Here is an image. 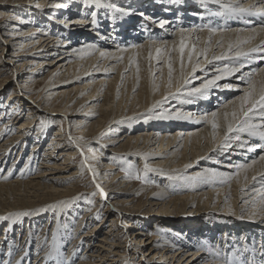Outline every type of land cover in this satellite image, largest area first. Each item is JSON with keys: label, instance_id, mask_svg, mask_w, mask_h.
<instances>
[{"label": "bare ground", "instance_id": "6f19581e", "mask_svg": "<svg viewBox=\"0 0 264 264\" xmlns=\"http://www.w3.org/2000/svg\"><path fill=\"white\" fill-rule=\"evenodd\" d=\"M109 2L117 8L125 9L130 14L121 17L120 13L107 7ZM229 5L231 7H227ZM88 6L91 7L88 9ZM241 7L249 11L243 13L233 11V8ZM104 9L107 11L101 13L100 10ZM81 11L83 13L96 12V23L92 24L85 17L82 19L84 24L70 27L71 30L62 32L61 35H53L54 30L48 33L39 31L38 41L23 42L28 47L36 43L37 52L45 51V54L42 53L41 56L46 54L53 56L52 59H47L48 62L44 65L55 66V71L64 67V70L69 73L73 72L76 77H90L93 69H102L108 75L106 79L96 78V85L82 94L87 95L86 102L98 103L101 97H104V103L97 110V112L100 110L102 114L104 113V116H101L102 118L95 124L98 128L87 125L88 122L84 123L83 119H79L76 126H71L70 116L74 114H64V118L69 123V127L66 126L67 124L65 126L70 133L72 143L77 148L68 151L69 153L67 151V153H61L63 151L60 153L67 154L70 158L77 149H81L82 138L88 136L95 138L98 134L109 133L107 129L110 130L114 124L117 125L111 131H119L117 128H120V124L126 121L128 131L116 141L114 138L109 140V143L122 142L120 146L123 147L121 148L123 152L131 157L139 156L144 161L143 168L147 164L145 170L149 172L150 178L155 180V186L159 187V192H157L159 198L157 194L150 193L149 205L157 206L153 210H157L156 213L158 212L160 217L168 211H189L186 213L188 215H185L189 222L182 223L184 227L169 237L157 232L159 226L146 240L145 237L150 233L146 232L148 229L131 233L134 234L133 239L137 241L138 248L142 246L144 249L142 251L144 264H163L168 259H174V264H183L180 261L190 250L188 247L195 248L199 244V237L206 240L199 249L190 254L189 264H264V158H262L264 157V140L258 136H250L247 132L235 131L228 134L227 141L224 139L227 124L232 123L235 128L244 119L240 113L239 98L249 90L248 79L251 78L256 83L254 93L256 99L259 98L260 89L264 86V15L259 14L264 11V0H219V3L214 0H110L106 2L103 0L99 7L93 1L86 2L81 5ZM141 13L147 16L142 18ZM148 15L152 22L156 21L153 26L152 22L147 20ZM113 16L116 19L113 20ZM90 19L92 20V16ZM160 21H166L164 27H160ZM65 22L75 23L76 19L65 20ZM107 28L109 31L106 35L104 33ZM181 29L184 30L183 33ZM35 33H37L36 28H33L25 35ZM64 34L67 36L62 37ZM25 35L21 34L10 40L1 39L0 51H4L8 43H17L18 38L25 37ZM77 35L87 39L73 44L77 41ZM181 36L184 37L186 44L183 75L178 51ZM111 41L112 44L108 48L106 45ZM193 45L197 54L203 49L208 50L207 60L203 55H193L192 62L189 63L188 52ZM229 45L232 46L231 49ZM157 48L162 49L159 60L156 58ZM173 48L177 50L173 51ZM254 48L257 51H252ZM101 52L107 55L101 57ZM236 52H244L247 55L237 58ZM150 53L151 60H149ZM169 55L173 66L171 86L168 84ZM220 55H225L226 58L213 60L214 56ZM120 57L123 59H119ZM209 60L212 61L211 64L208 63ZM137 64L139 74L136 70ZM193 65H198L194 77ZM226 67L239 70L218 80L216 86L210 88L205 96L188 95L191 89L222 75ZM34 69L30 71L31 76H35L36 70ZM112 73H115V76L109 78ZM185 78L189 80L188 84H184ZM229 84L232 85L231 88L225 87ZM178 88L179 91H177ZM102 93L104 96H101ZM67 103L62 105V108H66V112L70 109L69 103L73 102L68 101ZM245 107L247 108L248 105ZM159 109L166 112L164 116L167 117H174L180 113L191 118L158 119L160 115L156 113V110ZM169 110L173 112L169 113ZM92 111L94 114L97 113L95 107H92ZM213 112L217 113L216 120L219 124L215 130L210 122L213 119L211 115ZM233 112L237 113L236 119H233L231 115ZM224 113H228L227 119ZM261 113L262 110L259 108L250 113L249 123L262 126L258 130L264 131V115ZM19 115L20 113L12 114L3 126L9 125L8 122L13 118L15 121L19 119ZM205 117H207V122L204 120ZM29 123L28 120L23 122L21 124L23 129L30 125ZM76 129L79 136L75 137L73 133ZM214 132L215 138L213 137ZM53 136L55 145H57L58 141H62L63 137L68 134L64 133L63 128H59ZM237 136L239 139L236 138ZM5 142L0 143V160L6 163L10 153L12 155V150L9 144H4ZM10 142L12 143V140ZM16 142L20 143L22 140H16ZM39 144H41L40 139L33 145L34 150L31 153L34 156L33 159L36 158V152L40 148ZM257 144L262 147H256ZM83 145L87 146L88 143L84 142ZM87 156L92 164L91 167L87 163L91 168V173L97 174L96 183H99L106 193V198H104L97 190L99 204L105 206L109 193L117 197L125 191L135 194V188L127 187L129 185L127 180L124 181L119 173H111L109 171L111 167L107 163L103 165L104 168L98 165L96 154L94 157L86 151V158ZM44 160L45 158L42 159V164L49 166V163H45ZM30 161L33 164L31 156L14 177L15 179L11 178L15 175L12 161L8 163L6 173L0 175V216L30 209H20V202L32 203L43 199L42 197L46 196L45 192L50 193L49 196H54V198L62 197L71 189L65 188L66 185L62 186V183L65 180H75V176L79 175L78 171L68 175L60 173L56 177L58 179L53 178L55 180L49 182L43 180L47 178L48 172L43 174L39 172L32 175L31 179H24L26 176H20L22 172L28 173ZM185 165H191V167L185 168ZM241 165L244 167H240ZM1 167L0 164V169ZM57 167L54 164L51 169ZM155 171L159 175L155 174ZM197 174L207 177V180L188 182L169 179L170 176H195ZM165 184L167 188L164 187ZM93 192H96V187L91 189L90 193ZM117 197L113 199L114 202L112 200L109 202L111 209L117 210V215L112 217L113 223L110 224L113 228L122 225V222L119 224V214L135 212L142 205V203L134 204V197L128 200ZM213 205L222 208L221 212L208 209ZM103 207L95 213H100ZM86 213L89 215L88 218L92 216L91 212H85L84 217L87 216ZM206 215L209 218H204ZM20 218V222L16 220L15 223L12 220L0 221V264H17V261H20V264H28L32 255L39 258L35 259L33 264H48L50 259H55L50 264H111L109 261H112V264H136L133 260L135 256L131 255L135 250L130 247L122 248L119 240H113L114 238L121 239L122 231L126 234L130 232L129 222L123 225L126 230L119 231L116 228L115 232H118L115 236L111 233L113 229H106L107 232L97 239L99 241L95 246L98 247L90 248V253L86 250L85 253L79 251L82 256L80 262H76L78 254L76 251L80 250L82 245H87L89 249L88 242L93 239L96 232H100L97 228L88 230L89 235L84 232L83 238H79L74 243V247L77 248L70 245L66 256L51 257L54 245L59 251L65 247V234L59 236L58 230H53V228V232L49 233V228L45 226V230H42L44 232L37 230L39 231L37 235L34 228H27L34 235L32 242L28 238L25 247L20 248V246L19 250H12L15 244L14 225L19 227L23 224L24 217ZM58 223H60L59 219ZM37 228L39 227L35 229ZM85 239L87 242H84ZM33 240L37 244H34ZM169 245L173 248L169 249ZM110 257L113 258L110 260ZM155 257L159 259L156 260Z\"/></svg>", "mask_w": 264, "mask_h": 264}, {"label": "rangeland", "instance_id": "374dc122", "mask_svg": "<svg viewBox=\"0 0 264 264\" xmlns=\"http://www.w3.org/2000/svg\"><path fill=\"white\" fill-rule=\"evenodd\" d=\"M89 1L93 0H0V45L2 44L1 39L10 40V38H15L21 34H28L30 30H33V28H36L37 32L33 35L30 34L25 35V37H17L19 39L17 40V43L10 42L7 44V47L4 51H0V143L3 144V142L6 141L4 144H9V148L12 150V155L10 153V159L8 158L6 163L4 160H0V164L2 166L0 169V175H4L6 173V170L9 166L8 163L12 161L13 167L15 168V175H12L11 178H14L19 173V170L25 166V163L30 156L31 160H33V164H31L30 161L28 173H21L20 177L26 176L24 179H31L32 175H35L39 172L40 174L45 172H53L52 174L47 173L46 176L48 179H43L45 181L51 182L50 180H55L53 178L59 176L60 173L66 175L71 174L74 171H78L79 173V175L77 174L78 176L76 175L77 177L75 176V180H65V182L62 183L63 185L61 184L62 186L66 185L65 188H71L66 194H63L62 197L54 198V196H49L50 193L48 194V192H45L46 196L42 197L43 199L36 200L32 203H25L24 201L20 202V209L30 208L23 212H29L31 214L28 216H23L24 219L23 224L21 225L22 227L14 225L16 229L14 232L15 244L13 245L12 250H19L20 248L25 247L26 243H28V238L30 239V242H32L34 235L30 230H27V228H34V232H36L35 234L37 235L39 231L44 232L42 230H45V226L49 228V233L53 232V228V230H58L59 236H64L65 234V247L59 251L58 247L54 245L53 254L51 255V257H64L67 255V251L70 250L68 249L69 246L72 245L74 247L76 240L83 238L82 234L84 232L86 233L88 230L94 227L97 228V230L100 232H96L93 239H90L91 241L88 242V246L90 245L89 249H87V245H82L80 250L76 251L78 252L76 262H78L82 256V253L79 251H83V253L87 251L90 253V248H97L98 246H95V244L99 241L97 239L102 237V235L107 232L106 229H113L111 233H114L112 236H115V233L118 232H115L116 228L119 229V231L121 229L126 230L123 225L129 222L128 226L130 227V232L126 234L124 231H122V238H114L113 240H119V245H121L122 248L130 247L132 250H135V252L131 254L135 256V259H133L134 262H136V264H144V259L142 258V251L144 249H142V246L140 249L138 248L136 245L137 241L133 239L134 234L131 233L142 229H148L146 232L150 233L147 236L145 235L146 237L144 236L146 240L150 234H153L154 231H156V227L159 226L157 228V232H161L163 235L166 234L169 237L175 231H179V229L184 227L182 223L186 221L189 222V219L185 218V215H188L186 213L189 211H168L160 217L159 213H156L157 210H153L156 209L157 206L149 205V194L155 193L159 198V194L157 193L159 192V187L157 185L155 186V180L151 179L149 172L143 168L144 161L141 160L139 156L131 157L127 153L123 152L121 149L123 147L120 146L122 142H115L113 144L109 143V140L114 138L116 141L128 131L129 128L126 121L120 124V128H117L119 131H111L113 127L117 125L114 124L110 130L107 129L109 133L104 132L103 134H98L95 138H90V136L82 138L83 143L86 142L88 145L85 146L82 143L81 149H77L78 151L76 150L72 157L69 158L67 154H61L67 153L70 150H74L76 147L75 144L69 140L70 133H68L66 127H69V123H67V119L64 118V114H74L73 116L69 115L72 119V124L70 123L71 126H76L79 119H83L84 123L88 122L87 125L98 128L95 124L102 118L101 116H104V113L102 114L100 110L97 112V110L100 109L101 104L104 103V97H101L102 99L98 103L95 101H89V103L88 101L86 102V100H88L87 95L82 94L89 91L92 86L96 85L97 79L101 77L106 79V76L108 75H106L102 69H93V73L90 77H76L73 72L69 73L64 70V67L57 69L58 71H55V66L52 67L51 65H44L45 62H48L47 59L50 60L53 58V56L47 54L41 56L42 53L45 54V51L42 53L37 52L35 50L36 43H33V45L30 47L26 46V43H29L30 41H38L39 33H42V31H46L48 33V31L52 32L54 30V32H52L53 35H61L62 32L71 30L70 27H76L79 26V24H84L82 23V19L85 17L86 20L91 22V13H83L81 11V5ZM104 1L106 2L110 0ZM37 4L39 7L36 6ZM63 4H67L68 7H56V5ZM90 7L91 6H88L87 8L89 9ZM106 11V9L100 10L101 13H105ZM145 15L146 14H143L142 18ZM73 19H76L75 23L65 22V20L71 21ZM147 20L150 23L152 22L150 15H148ZM154 22L156 23V21ZM154 22L151 23L152 26ZM155 25L158 26L157 24ZM155 25L154 27L156 28ZM108 31L109 30L107 28L104 34L108 33ZM63 36L67 35L64 34L62 37ZM86 39L87 38H82L80 35H77V41H75L73 44L79 41H85ZM111 44L112 41L106 46L109 48ZM32 59L33 61H31ZM100 63H98V65H100ZM32 69L36 70L35 76H31L30 71ZM114 76L115 73H112L109 78ZM101 96H104V93H102ZM68 101L73 103H69L70 109L66 112V108H62V105L68 104ZM92 107H95L97 112L96 114L93 113L94 111H92ZM168 112L172 113L173 110H169ZM15 113H20V118L16 121L15 118H13L12 121L8 122L9 125L3 126V123L10 119L12 114ZM156 113H159V115L166 114V112H163L161 109L156 110ZM26 120L30 122V125H27V127L23 129L21 124ZM65 124L67 125L65 126ZM59 128H63L64 133L68 134V136H64L65 138L63 137V140L58 141L59 144L56 143L57 145H55L53 135ZM73 136H79L77 129L74 131ZM38 139L41 140V144H39L40 146L38 145L40 148L38 149V152H36V158L33 159L34 156L31 153L34 149L32 148L33 145L38 142ZM11 140L12 143L10 142ZM16 140H22V142H20L21 144L16 142ZM46 149L49 151H46ZM81 150H83V156L81 155ZM86 151L94 155V157L95 154L97 155L98 165L100 167L104 168L105 163H107L108 166L111 167L109 170L111 173H119L121 176H123L124 181L127 180L126 182L129 184L127 187L133 186L131 189L135 188V194L133 195V193H127L125 191V193H120L119 197H117V195L112 196L109 193L105 206L103 207L102 204H99V198H97V189L95 196L90 193L91 189L95 187V184L93 183V173H91L92 171L88 170L89 166L87 163H89V165L92 167V164L88 159L89 156H87V161L85 162ZM98 155H100V157ZM43 158H45V163H49V166L44 163L42 164ZM65 158H69L70 160H65ZM139 160L143 161V163ZM54 164H56L58 167L51 169ZM218 167L221 168V166ZM155 174L159 175L157 171H155ZM165 186L167 185L165 184L164 187ZM116 197L122 200H128L129 198L134 197L133 203H142V205L139 207V210L135 212L119 214V224L122 222V225H120V227L114 226L113 228V226H110V224L113 223L112 217L117 215V210L115 211L114 209H111V204H109V202H111V200L114 202L113 199ZM89 201H92V203H89ZM49 205H54L55 207H49ZM101 207L103 208L101 209L100 213L96 214L95 212H97ZM41 208L45 209V211H38ZM208 209L217 212H221L222 210V208L216 207V205L209 206ZM85 212H91L92 216L88 218L89 215L86 213L87 216L84 217ZM58 216L60 217L57 218ZM97 216H99V219H97ZM200 218L202 219L203 217L201 216ZM204 218H209V216L206 215ZM20 219L17 221L20 222ZM58 219L60 223H58ZM220 224L227 225L225 223ZM79 225L81 226L79 227ZM36 227L39 228L35 229ZM37 230L39 231L37 232ZM87 233L89 235L90 232ZM17 234L19 236H17ZM81 235L82 237H80ZM35 239L37 241V238ZM85 240L84 242H87V239ZM204 240L206 239L199 237V244L196 245L195 248L188 247L190 250L186 249L188 252L185 253V257L182 261H180V263L189 264L188 262L191 259L190 254L199 249L203 245ZM36 241L33 240V243L35 244ZM169 246V249L173 248L172 245ZM33 250L36 251L35 249ZM39 251L44 253V251L41 249H39ZM111 258L113 257H110L109 259L111 260ZM157 258L159 259V257H155L156 260H158ZM35 259L39 258H36L34 255H32V258L28 260V264H33ZM52 260L55 259H50L48 264L52 263ZM109 263L112 264V261H109ZM159 263H161V261ZM163 264H174V259H168L167 261H164Z\"/></svg>", "mask_w": 264, "mask_h": 264}, {"label": "snow or ice", "instance_id": "6c2138e0", "mask_svg": "<svg viewBox=\"0 0 264 264\" xmlns=\"http://www.w3.org/2000/svg\"><path fill=\"white\" fill-rule=\"evenodd\" d=\"M214 2L219 3V0H214ZM93 3L96 4L97 7H99L102 3L103 0H93ZM37 7H39V5H36ZM56 7H64L67 8L68 5L67 4H63V5H56ZM107 7L112 8L114 12H118L120 13L121 17L129 15L130 13L128 11H126L125 9L122 8H117L114 4L112 3H108ZM227 7H231L230 5ZM233 11H239V12H248L249 9H245V8H233ZM260 15H264V11H261L259 13ZM141 15H143V13H141ZM92 16V24L96 23V12H92L91 13ZM116 19L115 16H113V20ZM166 23V21H160V27H164V24ZM183 29H181V33H183ZM210 31H214V29H210ZM247 42V41H245ZM211 43V41L209 40V44ZM231 45H229V48L231 49ZM185 48H186V44H185V40L184 37L181 36L180 39V43H179V54H180V67H181V73L183 75V69H184V53H185ZM166 50V49H165ZM173 51H176L177 49L173 48ZM207 49H203L200 53H196V49L195 46L193 45L192 48L189 50L188 52V61L189 63L192 62V58L193 55H203L204 58L207 60ZM252 51H257V49H252ZM162 49L157 48L156 49V53H157V60H159L160 55H161ZM101 57H104L107 55V53L105 52H101L100 53ZM236 57L239 58L241 56H246L247 53L244 52H236L235 53ZM225 55H220V56H214L213 60H221V59H225ZM119 59H123L122 57H120ZM152 59L151 53L149 54V60ZM209 64L212 63L211 60L208 61ZM197 67L198 65H193L192 67V74L194 77L195 72L197 71ZM137 74H139V65L137 64ZM239 69H229V68H225L223 71L222 75H218L215 78L211 79V80H207L204 83H202L199 87L193 88L190 90V92L188 93V95H200V96H205L208 92V90L214 86H216L217 81L222 79L224 76H227L229 74H231V72L233 71H238ZM172 73H173V66H172V59L171 56L169 55L168 58V84L169 86H171L172 83ZM154 75V74H153ZM137 78H139L137 76ZM248 84H249V90L245 91L244 95L242 97H240V113L241 115L244 117V119L234 128L232 123H228L227 124V132L225 134V141H227L229 139L228 134L229 133H233L235 132H247L250 136H258L261 140H264V131H259L258 129L262 126L260 125H255V124H251L249 123L251 116L250 113H253V111L257 108H259L260 110H262V115H264V86L261 87L260 92H259V98L256 99L254 96V93L256 91V83L254 80H252L251 78L248 79ZM189 80L187 78L184 79V84H188ZM225 87L227 88H231L232 85H225ZM177 91H179V88L177 89ZM159 103V102H158ZM248 105V107L246 108L245 106ZM213 119L211 122L212 124V128L215 130L219 127V124L217 123L216 117H217V113L213 112L211 113ZM233 119L237 118V113L233 112L232 114ZM225 119H227L228 113H224ZM159 118H175V119H190V116H184L180 113H177L174 117H167L164 116L163 114H161L160 116L157 117ZM204 120L207 122V117L204 118ZM197 123H200L201 121H196ZM213 137L215 138V132L213 133ZM237 139H239V136L236 137ZM69 140H71V136L69 135ZM256 147H262V145L257 144ZM81 155L83 156V151L81 150ZM264 158V157H262ZM85 158V162H86ZM191 167V165H185V168ZM240 167H244V165H241ZM145 168L147 169V164L145 165ZM89 170L91 171V168L89 167ZM96 173L93 172V183L95 184L96 189L99 191L100 195L104 198H106V193L104 192L102 186L99 183H96ZM215 175V173H214ZM139 178V177H137ZM5 179H7V177H5ZM169 179H180V180H185L188 182H193V181H197V180H201V181H205L207 180V177L202 176L201 174H197L195 176H170ZM230 179V178H229ZM253 179H255V177H253ZM227 182V181H224ZM93 196L96 195V192L92 193ZM227 200V198H226ZM246 202V201H245ZM64 203V202H61ZM89 203H92V201H89ZM49 207H55L54 205H49ZM38 211L42 212L45 211V209L41 208ZM243 212V209H242ZM31 213L29 212H17V213H9L7 216H0V221H4V220H12L13 223L16 222V220H18L20 217L23 216H28ZM241 219L243 218L242 216L240 217ZM97 219H99V216H97ZM17 264H20V261H17Z\"/></svg>", "mask_w": 264, "mask_h": 264}]
</instances>
